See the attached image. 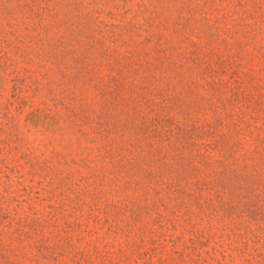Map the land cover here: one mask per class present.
<instances>
[{
    "label": "rangeland",
    "instance_id": "obj_1",
    "mask_svg": "<svg viewBox=\"0 0 264 264\" xmlns=\"http://www.w3.org/2000/svg\"><path fill=\"white\" fill-rule=\"evenodd\" d=\"M0 264H264V0H0Z\"/></svg>",
    "mask_w": 264,
    "mask_h": 264
}]
</instances>
